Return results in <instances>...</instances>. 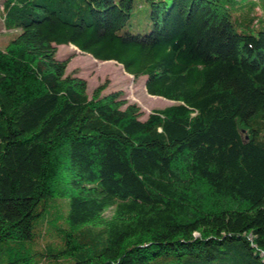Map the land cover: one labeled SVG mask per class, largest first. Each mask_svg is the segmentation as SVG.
I'll return each mask as SVG.
<instances>
[{
  "label": "trees",
  "instance_id": "trees-1",
  "mask_svg": "<svg viewBox=\"0 0 264 264\" xmlns=\"http://www.w3.org/2000/svg\"><path fill=\"white\" fill-rule=\"evenodd\" d=\"M146 1L143 35L134 0L4 2L0 264H264V0ZM68 45L174 105L90 98Z\"/></svg>",
  "mask_w": 264,
  "mask_h": 264
},
{
  "label": "rangeland",
  "instance_id": "rangeland-1",
  "mask_svg": "<svg viewBox=\"0 0 264 264\" xmlns=\"http://www.w3.org/2000/svg\"><path fill=\"white\" fill-rule=\"evenodd\" d=\"M6 0H0V50H4L8 44L14 40L20 31H8L4 23L3 5ZM160 1V0H154ZM150 2L146 0H134V9L127 26L122 33L146 34L151 31L152 25L149 20ZM256 15H261L257 10ZM77 48L68 46L57 47V58L59 60H69L67 75H73L86 81L87 95L92 98L94 91L107 83V90L110 92H122L123 98L128 104H136L144 114L143 121L155 110H162L174 105L173 102L165 99L151 97L146 92L145 78L135 80L128 75L123 67L115 62H99L90 55L83 54ZM53 208L55 218L59 220L60 226L64 225L67 208L64 202H57ZM113 212H107L106 218H111ZM53 241V239H50Z\"/></svg>",
  "mask_w": 264,
  "mask_h": 264
}]
</instances>
